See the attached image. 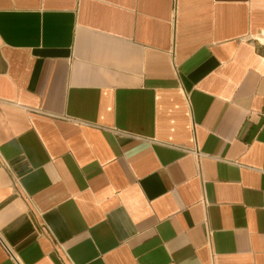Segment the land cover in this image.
Returning <instances> with one entry per match:
<instances>
[{"label":"crops","instance_id":"1","mask_svg":"<svg viewBox=\"0 0 264 264\" xmlns=\"http://www.w3.org/2000/svg\"><path fill=\"white\" fill-rule=\"evenodd\" d=\"M264 0H0V264H264Z\"/></svg>","mask_w":264,"mask_h":264},{"label":"built area","instance_id":"2","mask_svg":"<svg viewBox=\"0 0 264 264\" xmlns=\"http://www.w3.org/2000/svg\"><path fill=\"white\" fill-rule=\"evenodd\" d=\"M253 39L264 45V30L260 31L256 35H253Z\"/></svg>","mask_w":264,"mask_h":264}]
</instances>
